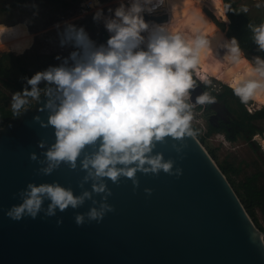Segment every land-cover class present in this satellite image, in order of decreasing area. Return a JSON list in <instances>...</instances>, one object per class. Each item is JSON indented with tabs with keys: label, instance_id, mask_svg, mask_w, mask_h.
I'll use <instances>...</instances> for the list:
<instances>
[{
	"label": "clouds",
	"instance_id": "9594fccd",
	"mask_svg": "<svg viewBox=\"0 0 264 264\" xmlns=\"http://www.w3.org/2000/svg\"><path fill=\"white\" fill-rule=\"evenodd\" d=\"M211 4L215 16L217 0ZM86 6L94 10L92 20L102 25L106 39H94L85 26L72 20L56 23L59 47L68 54H57L56 64L30 78L22 77V90L12 93L10 99L13 119L38 106L35 110L47 116L37 114L33 122L42 129H52V142L42 137L37 142L39 154L29 153V160L38 165L34 174L51 176L62 165L83 172L77 182L82 191L74 194L72 187L55 180L29 182L15 194L21 202L4 212L12 221L34 220L41 214L44 218L57 217L58 211L77 210L90 202L86 212H75L74 222L78 227L92 221L100 223L115 212L108 203L113 195L109 180L117 186L124 178L131 180L135 191L140 186L138 172L158 176L163 171L177 178L183 175L175 159L166 160L162 152L154 150L170 138L172 149L182 160L188 138L199 135V129L193 127L196 107L217 104L211 90L193 99L201 84L205 89L213 87V81L202 74V60H223L230 68L244 64L247 71L236 73L226 81L227 86L241 104L254 103L256 110L264 107L260 103L264 100V57L249 58L235 36L224 38L220 48H214L215 36L206 33L208 20L203 14L196 15L198 25L176 27L174 12L182 7V0H117L116 6L106 11L101 0H88ZM32 7L37 8L35 4ZM254 7L261 9L264 4L255 3ZM162 9L170 13L168 22L146 19ZM249 11L246 4L236 9L231 3H223L220 14L229 24L228 13ZM22 27L6 28L0 36L16 35ZM246 27L256 51L264 53V22H249ZM253 139L264 148L259 134ZM144 191L150 196L153 190ZM63 222V217L56 218L57 227ZM252 239L255 243V236ZM259 243L264 247V240Z\"/></svg>",
	"mask_w": 264,
	"mask_h": 264
},
{
	"label": "water",
	"instance_id": "95a60500",
	"mask_svg": "<svg viewBox=\"0 0 264 264\" xmlns=\"http://www.w3.org/2000/svg\"><path fill=\"white\" fill-rule=\"evenodd\" d=\"M146 19L165 23L169 14ZM36 107L0 127V264H264L259 243L264 233L198 137L188 138L182 160L170 138L154 150L177 161L183 169L179 178L163 171L158 176L138 172L140 186L135 191L131 180L124 178L119 186L109 180L113 195L108 203L115 212L100 223L78 227L74 222L75 212H86L90 202L77 210L58 211L57 217L64 220L60 227L57 217L42 214L34 220L9 219L4 212L21 202L15 194L29 182L55 180L72 187L74 194L82 191L77 182L83 172L62 165L51 176L34 174L38 165L29 160V153L39 154L42 137L49 143L54 139L51 128L33 122L37 114L47 116ZM145 188L153 190L150 196Z\"/></svg>",
	"mask_w": 264,
	"mask_h": 264
},
{
	"label": "rangeland",
	"instance_id": "374dc122",
	"mask_svg": "<svg viewBox=\"0 0 264 264\" xmlns=\"http://www.w3.org/2000/svg\"><path fill=\"white\" fill-rule=\"evenodd\" d=\"M218 1L217 4L219 3ZM234 1L237 3L238 8L242 4L249 6L250 11L247 14L254 21V24L264 22V8L256 9L254 7L255 3L264 4V0ZM87 2L88 0H0V34L5 32L6 27L13 26L16 28L17 26H23L21 30H26L34 36L33 43L22 53L17 54L10 50H0V53L11 52L13 55L19 56L20 64L29 73L33 74L36 71L45 69L50 64H56L57 61L54 57L57 54L67 55L68 50L59 47L54 25L65 20H72L77 25L85 26L94 39L103 42L102 31L104 29L102 25L98 26L93 22L92 14L94 10L86 6ZM101 2L104 4L106 11L109 6L115 7L117 0H101ZM33 4L37 8H33ZM207 10L213 11L211 0H201V3L190 0L175 10L177 12L174 13L173 23L176 27L195 26L198 25L196 15H205L208 20V23L204 26L205 30H207L206 33L212 36L216 35V38L219 37L218 42L213 46L219 49L218 46L226 37V34L225 31L215 25ZM183 14H186L184 18H182ZM187 15H190L187 19L188 25L184 26L182 24H184L183 22ZM214 29L217 30V33ZM6 37V34L0 36V38L4 39ZM237 70L246 72L247 67L241 64L239 67L230 68L223 60H218L215 63L202 60V74L213 81L211 90L216 94L222 90L223 85H227L226 81L230 80V77ZM197 89L200 91L199 87ZM0 90L6 95V100L0 99V104L8 102V105H10L11 95L14 92L5 87L1 81ZM192 95L194 99L196 95ZM226 101V105L231 112L225 115V118L233 120L238 115V113H234L231 110V108L235 109V103L231 99ZM260 103L264 104V100L260 101ZM245 107L249 113H253L256 110L254 103H250ZM249 108H252V111H249ZM214 111L211 108L204 110L201 106H197L195 109L196 119L193 122V127L199 129L200 136H205L203 145L206 149L208 148V150L214 152L217 162H227L240 169L237 174H231V180L234 183L244 180L246 176L253 173H258L256 184L258 187L264 188V148H262L261 143L255 141L253 135L250 139H246L242 135L236 134L234 138L229 139L223 131L216 130L206 134L209 126V114ZM216 121V116L214 115L212 122L216 123ZM255 123L259 127L256 132H259L260 136H262L260 137L261 140H264V118L256 119ZM253 212L257 220V227L264 233V212L262 211V206L255 204Z\"/></svg>",
	"mask_w": 264,
	"mask_h": 264
},
{
	"label": "trees",
	"instance_id": "16d2710c",
	"mask_svg": "<svg viewBox=\"0 0 264 264\" xmlns=\"http://www.w3.org/2000/svg\"><path fill=\"white\" fill-rule=\"evenodd\" d=\"M219 3L217 4V10L216 15L214 16L213 11L207 10L208 15L212 18L215 25L221 29L222 31H225L226 39H230L231 37L235 36L238 41L240 42V46L245 52V54L248 55L249 58L253 55H261L264 57V53H259L256 51V45L252 41V33L251 31L246 27L249 22L254 24V21L251 19V17L248 14H234V13H228L230 23L225 24L224 23V17L220 14L221 12V6L223 3H231L233 8L238 9L237 3L234 0H219ZM175 11L174 13H176ZM186 14H183L182 18H184ZM190 17V15L186 16L184 19V26L188 25L187 19ZM215 32L217 31L214 29ZM207 31V30H206ZM217 33V32H216ZM102 38L105 40L107 37L106 32L102 31ZM216 38V35H215ZM218 38L213 41V46L218 42ZM218 46L220 48L221 44ZM221 56L223 55V50H220ZM240 66V65H239ZM237 66V67H239ZM33 73H29L27 69L20 64V57L13 55L11 52H2L0 53V81L1 83L9 88L12 92L22 90L23 87V81L22 77H31ZM219 97H224L226 100L231 99L235 103V109H233L234 113H238V116L242 119V124L249 127V132L247 136H244L246 139H250L251 136L259 129L256 124H253L251 121L264 118V107H262L260 110H255L253 113H249L245 107V105L241 104L239 99L235 97L232 93V90L227 86L223 85L222 90L218 93ZM6 95L3 91L0 90V99L6 100ZM12 118V112L10 105H8V102L1 103L0 104V127L7 124ZM244 120H247L244 122ZM247 122V123H246ZM208 129L206 134H209L212 131L219 130V128L213 126L212 124H208ZM195 128V127H194ZM198 139L201 141L202 144H204L205 136H197ZM227 138L232 139L227 134ZM208 150V148H207ZM210 155L213 157V159L216 160V156L212 150H208ZM220 169L223 171V173L226 175L227 179L233 186L234 190L236 191L238 197L241 199L243 205L245 206L247 212L253 219L255 225L257 226V220L255 218L254 212H253V206L255 204H264V188L258 187L256 184V181L258 179V173H253L249 176H246L244 180L234 183L231 180V174H237L240 169L235 168L233 165L227 163V162H217Z\"/></svg>",
	"mask_w": 264,
	"mask_h": 264
},
{
	"label": "flooded vegetation",
	"instance_id": "af4514ba",
	"mask_svg": "<svg viewBox=\"0 0 264 264\" xmlns=\"http://www.w3.org/2000/svg\"><path fill=\"white\" fill-rule=\"evenodd\" d=\"M199 88H200V91L198 89H196L193 92L194 95H198L204 90H211V89H205L202 84L199 86ZM212 94L216 96L217 101H218L217 104L208 105L207 107L201 106L204 110H208L210 108L215 110L213 113L209 114L208 122L210 124H212L213 126L219 128L218 131H223L226 136H227V134L232 138H234L236 136V134H239L242 136L243 135L247 136L248 132H249V127L242 124L241 117L236 115L235 119H233V120L225 118V115H227L231 112L230 109L226 105L227 104L226 99L224 97H219L218 94L214 93V91H212ZM231 110L233 111L232 108H231ZM214 115L216 116V120H217L216 123L212 122ZM245 121H247V120H244V122ZM251 122L253 124H256L255 120H253ZM256 126H258V125H256ZM260 205L262 206V211L264 212V204H260Z\"/></svg>",
	"mask_w": 264,
	"mask_h": 264
},
{
	"label": "bare ground",
	"instance_id": "6f19581e",
	"mask_svg": "<svg viewBox=\"0 0 264 264\" xmlns=\"http://www.w3.org/2000/svg\"><path fill=\"white\" fill-rule=\"evenodd\" d=\"M188 1H190V0H182V4H185ZM192 1H194L196 3H201V0H192ZM178 3H179V0H178ZM161 12L165 13V11L163 9L160 10V13ZM6 28H15V27L10 26V27H6ZM6 28H5V31H6ZM6 35H7V37L5 39L0 38V50H10V51L15 52L17 54L25 51L26 48L29 47L33 43V40H34V36L26 30H20V32L16 35H8V34H6ZM238 72H240V71L239 70L235 71L233 76ZM233 76L230 77V79H232Z\"/></svg>",
	"mask_w": 264,
	"mask_h": 264
},
{
	"label": "built area",
	"instance_id": "2783aa9c",
	"mask_svg": "<svg viewBox=\"0 0 264 264\" xmlns=\"http://www.w3.org/2000/svg\"><path fill=\"white\" fill-rule=\"evenodd\" d=\"M158 14H163V13H158ZM169 16H170V15H169ZM169 18H170V17H169ZM257 134H259V132L254 133V134H253V137L256 136ZM259 136H260V134H259ZM260 137H262V136H260Z\"/></svg>",
	"mask_w": 264,
	"mask_h": 264
}]
</instances>
